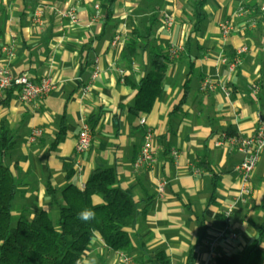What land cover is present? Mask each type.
I'll list each match as a JSON object with an SVG mask.
<instances>
[{"label": "crops", "instance_id": "crops-1", "mask_svg": "<svg viewBox=\"0 0 264 264\" xmlns=\"http://www.w3.org/2000/svg\"><path fill=\"white\" fill-rule=\"evenodd\" d=\"M95 3L0 2V47L12 50L11 56L1 53V64L35 82L50 76L55 83L42 99L22 102L15 88L5 90L0 99L4 101L0 103V126L12 130L16 137L15 148L6 158L21 181L14 199L15 220L23 210L32 216L40 209L53 212L56 219L58 208L55 210L47 197V182L59 194L69 182L78 186L84 183L95 167H114L119 183L140 204L136 223L126 228L139 264H159L155 256L158 251L164 252L169 264H186L189 255L196 257L194 264H217L219 255L241 253L255 241L264 215V149L253 170L251 193L241 196L237 165L243 153L226 142H216L227 130L250 135L264 122V17L260 11L256 13L264 0H208L204 6V20L209 16L207 24L202 28L203 20L196 33L192 32V16L183 19L172 5H167L162 13L170 12L174 25L166 29L161 13L152 37L167 50L170 41L184 47L190 34L191 49L187 53L183 49L170 60L161 98L149 113L139 117L127 110L137 90L134 83L149 69V50H141L130 67H120L122 45L113 46L111 39L116 32L126 37L136 23L130 19V10L121 9L124 0H117L115 14L107 25L103 23L105 5L100 4L103 18L92 23ZM38 5L44 8L42 25L31 20ZM68 6L75 8L79 23L59 17L58 10ZM252 16L256 25L248 26L246 20ZM225 18L232 19L234 30L223 38L218 25ZM243 46L247 50L239 52ZM96 56L100 72L91 82ZM189 59L195 65L189 95L181 110L174 113L183 93ZM234 60L237 66L230 70ZM207 77L224 84L229 94L220 87L201 92L200 83ZM90 82L89 91L81 95L80 88ZM90 114L99 116L93 129L88 122ZM62 120L65 138L54 146ZM84 121L90 126L92 141L79 156L77 166V135ZM33 126L40 127L42 134L30 141ZM146 129L153 133L157 162L135 170L133 162ZM172 148L178 150L177 158L172 156ZM202 159L210 163L212 171L198 165ZM68 163L75 169L71 180L65 177ZM160 179L166 181L162 193L157 190ZM94 200L99 197L94 196ZM229 204L235 205V211L227 221L223 212ZM218 213L224 224L216 217ZM227 225L236 238L217 239L211 252L209 242ZM260 246L264 248V240ZM79 264L119 262L95 233Z\"/></svg>", "mask_w": 264, "mask_h": 264}, {"label": "trees", "instance_id": "trees-1", "mask_svg": "<svg viewBox=\"0 0 264 264\" xmlns=\"http://www.w3.org/2000/svg\"><path fill=\"white\" fill-rule=\"evenodd\" d=\"M105 5L104 25H107L115 14L117 0H93ZM208 0H189L192 6L193 33H196L206 17L204 6ZM1 2V0H0ZM260 10H256L259 13ZM155 14H152L145 30L134 24L122 44L118 64L122 68L130 67L141 50L148 49L150 65L148 71L134 83L136 92L128 112L134 116L149 113L164 91V81L170 60L168 50L152 37L155 31ZM191 37L184 42V51L191 49ZM188 74L183 82V93L178 104L172 110H181L190 91L192 76L195 71L194 62L189 59ZM4 101L1 100L0 103ZM98 114H90L88 122L93 129L98 121ZM65 122L62 120L56 135L54 146L65 138ZM228 134H232L227 130ZM16 137L12 130L0 126V264H79L82 254L91 244L97 233L104 244L111 249L123 250L133 255L134 245L131 234L126 230L137 221L140 211L139 201L125 189L118 180L114 167H95L85 179L81 188L75 182L67 183L58 194L57 189L46 183V194L50 204L58 208V216L54 220L49 211L40 209L32 216L23 210L17 220L14 219L13 208L18 187L21 185L6 162L8 155L14 150ZM212 171L207 160L198 164ZM75 174L72 163L66 164L67 180ZM215 184V181L213 185ZM215 188V187H214ZM214 188L212 199L214 196ZM98 196L99 200H94ZM264 211V204H263ZM92 212L94 215L85 220L82 213ZM224 218L220 213L216 215ZM203 229L206 226L202 224ZM204 232L201 234V239ZM264 240V215L259 223L255 241L241 253L230 256L219 255L217 264H264V248L260 242ZM159 264H169L163 251L155 254ZM135 258V257H134ZM195 256L189 255L186 264H194ZM135 264H139L135 259Z\"/></svg>", "mask_w": 264, "mask_h": 264}, {"label": "built area", "instance_id": "built-area-1", "mask_svg": "<svg viewBox=\"0 0 264 264\" xmlns=\"http://www.w3.org/2000/svg\"><path fill=\"white\" fill-rule=\"evenodd\" d=\"M260 13L264 17V4L260 7ZM58 15L61 20H68L71 23H79L80 17L76 13L73 6H68L67 8H61L58 10ZM103 15L101 12L100 4H94V13L90 18L92 23L99 22L102 20ZM31 20L33 23L42 25L44 23V8L42 5H38L32 12ZM163 25L166 29L171 28L174 25V18L172 14L168 11H163L162 13ZM256 18L249 17L246 20L248 26L256 25ZM220 34L223 38L228 37L234 30L233 21L231 18H225L218 25ZM124 34L122 32H116L111 39V44L113 46L122 45L124 42ZM184 47L181 44L174 43L170 41L168 44V54L171 58L178 56ZM247 47L243 46L239 52L246 51ZM5 52L7 56L12 55V50L6 47H0V55ZM226 60L225 58L223 59ZM238 61L234 60L229 64L230 70H234L237 66ZM100 72L99 57L96 56L93 63V69L91 74V82L94 81ZM91 82L84 84L80 88L81 95L86 94L91 86ZM55 87V83L50 76L42 77L38 82L33 81L26 74H14L6 66L1 64L0 57V99L3 97L4 91L9 88H15L18 92L19 99L22 102H31L35 99H42L46 97ZM216 87H220L221 90L229 94L227 87L212 79L203 78L199 90L201 92L213 91ZM141 123H145V119H141ZM42 134V129L38 126H33L30 131L29 140L34 141L38 136ZM92 133L89 124L84 121L81 125V129L77 135L76 144V165L78 166L79 156L87 151L91 145ZM226 142L229 145L236 147L239 151L243 153V158L241 162L237 165V170L240 174V195H249L252 190L251 181L253 170L259 161L260 153L264 149V122L260 123L255 131L250 135H238V134H227L221 133V139L216 142L217 145ZM172 156L174 158L178 157V150L172 148ZM157 162V150L154 145V136L151 129H146L143 137V142L141 144L139 154L133 162V167L138 170L142 166L152 167ZM196 172L199 169H195ZM166 181L160 179L157 184L158 192L162 193ZM81 188L85 186L84 183L79 185ZM235 211V205L229 204L224 209V216L228 219ZM216 239L209 242L210 251L213 252L216 248L217 239H234L236 238V233L229 229L228 225L217 232ZM109 249L110 256L117 259L119 264H135V258L132 254H129L123 250Z\"/></svg>", "mask_w": 264, "mask_h": 264}, {"label": "rangeland", "instance_id": "rangeland-1", "mask_svg": "<svg viewBox=\"0 0 264 264\" xmlns=\"http://www.w3.org/2000/svg\"><path fill=\"white\" fill-rule=\"evenodd\" d=\"M167 5H172L176 10V14L180 15V17H182L183 19L185 16H189V17L192 16V6L189 0H124L121 9L130 10V19L133 20L136 24H138L142 30H145L147 24L151 19L152 14H155L157 18L155 20L156 22L155 26L158 25L157 21L160 20V14ZM204 11L205 13H207L206 9H204ZM208 18L204 20L202 28L205 27V25L207 24ZM14 206H15V200H14ZM53 208L55 210L57 209V207H53ZM14 209L15 208H13V211ZM51 215L52 218L55 220V214H53L52 212ZM16 217H17L16 214H14V219H16Z\"/></svg>", "mask_w": 264, "mask_h": 264}, {"label": "clouds", "instance_id": "clouds-1", "mask_svg": "<svg viewBox=\"0 0 264 264\" xmlns=\"http://www.w3.org/2000/svg\"><path fill=\"white\" fill-rule=\"evenodd\" d=\"M81 215H82L83 219L87 220L90 217H92L94 215V213H92V212H84Z\"/></svg>", "mask_w": 264, "mask_h": 264}]
</instances>
